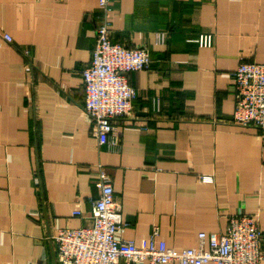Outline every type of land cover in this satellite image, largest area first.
I'll use <instances>...</instances> for the list:
<instances>
[{
  "label": "crops",
  "instance_id": "0c3cea01",
  "mask_svg": "<svg viewBox=\"0 0 264 264\" xmlns=\"http://www.w3.org/2000/svg\"><path fill=\"white\" fill-rule=\"evenodd\" d=\"M103 16L99 0H0V264H58L54 236L91 224L101 172L121 238L140 243L158 225L169 247L197 248L247 213L264 255V129L233 122L235 70L264 64V0L113 3L112 41L153 59L129 75L138 97L116 150L84 109Z\"/></svg>",
  "mask_w": 264,
  "mask_h": 264
},
{
  "label": "built area",
  "instance_id": "2783aa9c",
  "mask_svg": "<svg viewBox=\"0 0 264 264\" xmlns=\"http://www.w3.org/2000/svg\"><path fill=\"white\" fill-rule=\"evenodd\" d=\"M115 1L99 0L104 16L96 29L92 60L82 74L84 109L93 120L99 143L110 150H116L121 140L116 122L132 113L138 97L129 75L150 70L153 64L147 47H128L112 41L110 12ZM4 38L12 41L8 34ZM197 42L208 46L211 37L202 36ZM233 75L237 96L233 122L240 127L264 129V64L242 62ZM95 183L100 196L91 203V224L65 228L54 236L58 264H263V234L257 215L232 216L222 234L200 233L197 248L169 247L161 239L158 225L152 227L148 238L136 243L120 237L127 223L117 209L111 181L101 172ZM72 216L86 217L79 209Z\"/></svg>",
  "mask_w": 264,
  "mask_h": 264
}]
</instances>
